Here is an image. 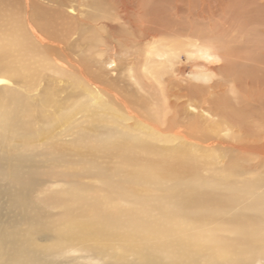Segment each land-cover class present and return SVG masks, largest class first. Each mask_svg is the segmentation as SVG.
I'll return each instance as SVG.
<instances>
[{
	"label": "rangeland",
	"instance_id": "374dc122",
	"mask_svg": "<svg viewBox=\"0 0 264 264\" xmlns=\"http://www.w3.org/2000/svg\"><path fill=\"white\" fill-rule=\"evenodd\" d=\"M121 1L103 0L102 3V0H0V34H4L5 31L15 26L13 16H17L16 19H18L17 21L20 24L21 22H26V26L29 20L35 25L40 36L46 39L47 45L41 48V50H37L40 51V55H46L45 58L48 57L47 62L49 65L54 66L53 61L58 59L67 64H70L72 61L79 69L84 66L85 70L82 69L85 71V74L87 76L90 75L89 77L93 81H96L98 86H101L108 92L118 93L120 96L126 98V100H129L133 110L139 117V120H141V132H139L140 130L138 132L134 131L137 133L133 134L134 132L131 131L134 130L133 128L126 131L123 127H118L116 124H113L111 127L106 122L101 121V117L97 119V116L92 120L83 111L73 115V111L75 110L73 107L68 112L69 116L67 115L68 117H66L67 120H70V115H72L73 121L80 118L77 120L80 121L78 146L75 148V144L69 145L68 143L70 139L74 138L73 135H66L64 137L63 133L60 137L58 135L55 137L54 141L57 143L63 139L56 148L59 149L63 145V150L68 155V159L67 162L56 164L57 169H54V171H76L75 173L86 194L92 193L94 195V198H92L93 203H91L94 206L92 205L91 208L94 207L98 208L99 211H104L106 214L104 218L111 216L113 218L112 221L115 220L129 231L131 229L135 230L137 223L144 237L151 235L156 236L155 240H159L161 233L167 229L169 230V235L171 234L172 223H174L172 217L174 216V211L172 210L177 209L178 206L174 205L173 209H168L167 202L174 203L172 198L176 201L178 200L177 202L181 201L186 204L187 208L184 212H187V215L193 216V219L188 220V222L195 228L206 229L216 226L217 223L226 228L243 224L264 237V207L261 208L260 206L258 216L243 214L241 222L234 220V213H240L243 208H247L253 202L248 195L254 193L255 190L260 191V193L264 191V161L257 155H264V0H218V8L215 9L213 7L209 9L207 12L208 17L204 18L205 20L187 17V9L180 13V16H173V3L171 2L175 1L168 0L172 6L166 4L167 7L165 5L155 7V11L160 12L161 20L158 18L154 22L151 21V17L157 15V13L152 14L150 12L147 14L146 12V7L152 0H126L141 5V7L139 5L136 6L137 11L141 13V21L140 19L138 20L141 23V28L139 27V31L135 30V33H133L134 31L130 24L120 15L121 5L124 0ZM192 5L194 9H199L201 6L200 0H193ZM194 5L198 6V8ZM71 6L74 7L72 12L70 10ZM116 6L119 8L117 7L114 10ZM110 7L114 8L111 9ZM164 8L165 10H163ZM162 10L163 12H161ZM101 11H104V13ZM211 11L213 12L212 14H210ZM191 18L193 21H190ZM139 22L135 21L134 24L140 25ZM97 23L100 24L98 25ZM142 23H152L151 25H159L164 28L173 26V28L177 27L184 31L192 30L196 34L207 35L210 41L213 40L218 43L219 54L217 55L219 56H216L212 61H207L190 53L180 54L179 61L175 63L176 67L174 66V68L180 72L178 77L182 76L181 78H185L189 82L187 80L183 81V90L178 91L179 94L176 96L172 95L171 100H174V105L170 108H173L174 112H169L171 119H168L166 123H162V119L157 115H153L152 112L154 110L147 103L152 98L145 95L146 91L150 89L148 86L145 87L144 84L143 87L141 86V63L145 56L144 49L147 47V43L143 40L142 35L149 28V26L147 27L146 24L143 25ZM72 25L75 26L73 27ZM83 34H85L86 38ZM90 36H92L91 39ZM71 38L72 40H70ZM58 40L68 45L66 47H69L70 51L66 47V50L56 47L53 42H59ZM104 40L107 42L106 45ZM114 40L117 43L120 41L119 43L129 44L128 47L130 49L117 45L114 43ZM37 42L35 40L30 41V44H28L29 42L26 43L30 46L33 43V45H37L35 48H40L41 43L38 40ZM73 42L74 44H72ZM98 43H100L99 47L96 45ZM71 44L83 47H76ZM88 44L90 46L93 44V47H89ZM111 45L114 46L111 48ZM74 47H76V51ZM78 47L83 50H80ZM35 48L30 49L32 52H35ZM112 49L114 50L112 51ZM92 51L96 52L93 54ZM115 51L118 58L122 61L119 62L117 58L118 66H113L115 69L106 71L107 67L108 69L112 68L106 64V61L111 58V54H116ZM26 52L32 53L30 50ZM80 52L82 53L80 54ZM119 52L121 56H119ZM125 53H131L132 55L129 56V60H135L133 71L131 70V72L128 70L130 68L125 64L128 58ZM58 54H63L64 56H58ZM68 55H72L74 60ZM94 58L95 60H93ZM42 59L45 60L44 57ZM6 60L8 59L5 53H0V70L2 68L0 74L3 71L6 72L3 68L16 67V64L7 65ZM76 65L74 69L69 68L70 74H68V71L57 73L56 70H52L51 68H40L30 78L29 75L25 78V81H28L30 85V91H25V83L19 82V85L15 86L18 89L16 94H18V91H22L29 98L32 96L38 97L40 93H49V98L57 102V105L62 109L71 108L82 102H90L91 104L93 101L87 95L85 80L80 79L82 75L79 74L80 70L76 68ZM97 67L98 70H96ZM101 68L103 69L101 70ZM198 70H206L213 75L211 79L205 82V88L199 90L195 89L192 85L193 82L198 83L194 79L195 76L193 74ZM133 72L138 75L140 82H135V78L131 76ZM73 73L74 75H72ZM99 73L100 76L102 75V78L99 77ZM78 79L80 81H76ZM174 83L175 81H170V86L175 87ZM105 92L101 93L105 101L112 99ZM149 92H152L154 98L160 94L156 89ZM165 92L168 94V91ZM1 99L2 102L0 104L8 100ZM199 101H206L204 105L211 107L212 110L204 112L205 118L189 115L191 120H195L191 124L185 118L187 116L186 113H197L200 107L194 108L193 105L200 106ZM43 110H47L48 112L53 109L46 107ZM178 110H182V113H178ZM75 113L77 112L75 111ZM206 117L220 124V139L223 141L224 148H229L228 151L226 150L229 155L226 154V156L224 150L217 149V147L208 151L207 149L209 148L200 150L208 152L214 160L211 159L209 161L207 157L200 156L199 160H197L199 157L196 159L197 165L194 164L196 162L193 159L195 156L189 158L184 156L182 159L179 157L180 159L176 160L175 158L169 159L163 157L165 147H168V145H170L169 147H175L181 143L188 142H185L186 139H184L185 141L176 140L174 143L168 144L161 140V137L157 136L155 132H151V126L156 125L159 127V131L162 130L164 131L163 134L167 135L170 129L176 128L172 124L179 120L177 126L184 128L186 133H188L189 128L197 129L200 126L202 130L206 129L210 131L215 124L207 122L208 124L203 125ZM131 121L133 122L134 120L132 119ZM194 124H199L200 126L196 127ZM116 129H118V133ZM51 131L53 134H56L54 128H51ZM197 133L200 134L199 131ZM212 134L214 135L215 133ZM127 135L133 141H136L135 138L137 140L141 138L145 141L144 143L141 142V144L148 148L144 149V146H141L139 149L134 144L128 145L126 149L122 148L119 144L120 137H126ZM105 142L112 144V146L110 145V150L104 152L99 150L93 152L90 150L91 146L101 148ZM196 144L197 146L199 145L198 142L194 143L195 146ZM237 144L241 146H236ZM198 149L202 148L199 147ZM235 149H238L240 152ZM251 152H255L258 158L255 154H251ZM189 153L192 154L191 151ZM228 163H235L234 165L238 166H233V169L229 171L230 165L228 166ZM234 167L236 171H233L235 170ZM86 168L90 171H87ZM136 172L141 174V176H148L149 178L140 180L135 175ZM50 176L45 185V188L48 187V194L50 196H57L59 192L61 193L62 190L70 187L68 179L58 174H51ZM120 176L122 177L120 178ZM192 178L196 180L208 179L207 181H217L218 187L211 189L198 186L200 184H197V187L191 186ZM171 185L174 187L172 192L169 191V186ZM247 190L249 193H244ZM187 196L192 197L193 200H188ZM155 199L161 201L162 208L158 209L155 207ZM260 202H263L262 205H264V194H261ZM217 211L219 212V216L214 217L213 214ZM154 249L158 250L159 253V248L155 246ZM237 253L238 250L236 249L233 251L232 256H236Z\"/></svg>",
	"mask_w": 264,
	"mask_h": 264
},
{
	"label": "bare ground",
	"instance_id": "6f19581e",
	"mask_svg": "<svg viewBox=\"0 0 264 264\" xmlns=\"http://www.w3.org/2000/svg\"><path fill=\"white\" fill-rule=\"evenodd\" d=\"M174 1L175 2H171L173 6L168 0H152L147 7L145 6L147 14L150 12H152V14L157 13V15L150 16L152 18L151 21L154 22L158 18L161 20L160 12L155 11V7H159L160 5L166 6V4H170L173 8V16H180V13L187 9V17H196L197 19L207 18L209 9L213 7L215 9L218 8V0H200L201 6L199 9H194L192 7L193 0ZM137 5L139 4L124 0L120 10V15L130 24L134 31L133 33L141 26V23L138 21L139 19L141 21V13L136 9ZM139 6L141 7V5ZM117 7L118 6L115 8L113 7L114 10ZM110 8L113 9L112 7ZM196 8H198V6ZM73 9L74 7L71 6V12ZM163 10H165V8ZM163 10L161 12H163ZM101 12L104 13V11ZM212 13L211 11L210 14ZM106 16L108 15L106 14ZM16 18L17 16H13V22L15 24H12L15 26L5 31L4 34H0V53H5L7 56V65L16 64V67L3 68L6 72L3 71V73L0 74V103L2 102L1 98L8 99L0 104V264H264V237L258 234L257 231H252L243 224L226 228L217 223L216 226H211L206 229L195 228L188 222V220L193 219V216L187 215V212H184L187 208L186 204L181 201L177 202L178 200L176 201L173 198L172 200L174 203H170V201L167 202L169 206L168 209H173L174 205H178L177 209L175 208L172 210L174 211V216H171L173 217L174 223H172L171 234L169 235L168 229L164 230L159 240H155L156 236L149 235L148 237H144L137 223L135 225V230L131 229L129 231L125 226L122 227V225L115 220L112 221L113 218L111 216L104 218V216H106L104 211H99L98 208L94 207L91 208L92 205L94 206V204H91L93 203L92 198H94V195L92 193L86 194L84 187L79 182L80 180L75 173L76 171H54V169H57L55 166L56 164L67 162L68 159V155L65 154L63 150V145L59 149L56 148L63 139L59 140L60 142L57 143L54 141L56 139L55 137H57V135L60 137L63 133L64 137L66 135H73L74 138L70 139L68 143L69 145L75 144V148L78 146L79 142L80 121L77 120L80 118L73 121V116L70 115L71 119L67 120L69 116L68 112L74 107L75 110L73 111V115L83 111L88 117L92 118V120L98 116L97 119L101 117V121L106 122L111 127L113 124H116L118 127H123L126 131L133 128L134 130H131L132 132H138L139 130V132H141V120H139L129 100H126V98L120 96L118 93L108 92L101 86H98L96 81H93L92 78L89 77L90 75L87 76L85 74L84 66V68L80 67L79 69L71 60L70 64H67L58 59L54 60L55 62L53 61L54 66L49 65L47 62L48 57L45 58L46 55H40V51L37 50H41V48L47 45V42H45L46 39L40 36L37 28L32 22L28 20L26 26V22H21L20 24ZM94 21L96 23L95 19ZM135 21L139 22L140 25L134 24ZM190 21H193L192 18ZM152 23H142L143 25L146 24L147 27L149 26V28L145 30L142 35L143 40L147 43V47L144 49L145 56L141 63L140 79L141 86L143 87L144 84L145 87L148 86L150 89L146 91L145 88L144 90L146 91L145 95L151 96L152 98L151 100L149 99L147 103L153 108V115H157L163 120L162 123H166L168 119H171L169 112H174V109L170 108L174 105V100H171V97L172 95L176 96L179 94L178 91L180 92L183 90V81L187 80L181 78L182 76L178 77L180 72L174 68L175 63L179 61L180 54L190 53L207 61H212L216 56H219L217 55L219 54V48L218 43L213 40L210 41L207 35L200 33L196 34L192 30L184 31L177 27L176 29L173 28V26L164 28L159 25H151ZM97 24L99 25L100 23ZM106 28L108 27L106 26ZM84 35L85 34H83V36ZM91 37L92 36H90V39ZM72 38L70 40H72ZM35 40L41 43V46H39L40 48H35L37 45H33V43V46L28 45L30 41L32 42ZM82 40L84 41V39ZM58 41L59 42H52L61 50H64L65 47L68 46L60 42V40ZM104 41L106 45L107 42L106 40ZM26 42L29 43L27 44ZM119 42L117 43V41H115L114 43L125 49H130L128 47L129 44ZM72 44H74V42ZM76 44L72 46H81ZM99 44L100 43L96 45L98 46ZM82 45H84V43H82ZM88 45L89 47L92 46H90V44ZM108 45L110 46V44ZM113 46L111 45V48ZM76 47H74V50ZM82 47L83 46H81V48ZM30 48H35V52H32ZM81 48L79 49L83 50ZM67 49H69V47ZM27 50H30L32 53L26 52ZM113 50L114 49H112V51ZM95 52H93V54ZM81 53L82 52H80V54ZM60 55L58 54V56ZM125 55L128 57L125 64L130 68L128 70L131 72L135 60H129V56L132 55L131 53H125ZM41 56L44 57L45 60H43ZM70 56L72 57V55ZM119 56H121L120 52ZM117 58V52L116 54H111V58L106 61V64L112 68L108 69L107 67L106 71L113 70L115 66H118ZM89 60L91 61V59ZM93 60H95V58ZM118 60L119 62L122 61L120 58H118ZM75 65L76 68L80 70L79 74L82 75L83 79L81 77L80 79L85 80L87 95H89L93 101L91 104L90 102H82L71 108L62 109L57 105V102L49 98V93H40L38 97L32 96L29 98H27L22 91H18V94H16L18 90L16 87L19 85V82L25 83V91H30V85L28 81H25V78H27V75H29L30 78L31 75H34L40 68H51L52 70H56L57 73H62L68 71L69 68L74 69ZM102 69L103 68H101V70ZM96 70H98V67ZM69 71L68 74H70ZM75 73L77 74V72ZM193 74L195 76L194 79H196L198 83L193 82L192 85L197 90L205 88V82L213 76L212 73L206 70H198ZM72 75H74V73ZM101 76L99 73V77ZM131 76L135 78V82H140L138 75L134 72ZM80 79L76 81H80ZM170 81H175L173 84L175 87L170 86ZM187 81L189 82V80ZM75 85L77 86V84ZM83 88L85 87L83 86ZM177 88L179 89L177 90ZM155 89L160 92V94L154 98L152 92L149 91H154ZM164 90L168 91V94ZM102 92L111 96L112 99L105 101L101 95ZM201 102L200 106L196 104L193 105L194 108H202L201 110L198 109L197 113H186L187 116L185 118L188 119L189 123L192 124L195 121L191 120L189 115L205 118L204 112L212 110L211 107L204 105L206 101L203 103ZM46 107H50L53 110L48 112V109L43 110ZM75 111L77 113H75ZM178 113L181 114L182 110H178ZM172 116L176 117L175 115ZM208 118L209 117H206V122L204 121L203 125L213 122L215 126L211 128L210 131L206 129L202 130L199 124H194V126L200 127L197 129L189 128L188 133H186L184 128L177 126L179 120L172 124L175 125L176 128L170 129L167 135L163 134L164 131H159V127L156 125L151 126V132H155L157 136L161 137V140L168 144H172L176 140L184 139H186V141L184 140L185 142H188L181 143L175 147H169L170 145H168V147H165V154L163 157L169 159L175 158L176 160L182 159L184 156L187 158L195 156L193 159L196 160L199 157L197 159L199 160L200 156H204L210 161L213 157L208 152L200 150L209 148L207 149L208 151L216 147L217 149H223L225 155L228 154L227 151L229 148H224L222 144L223 141L220 139V124ZM132 119L134 120L133 122L131 121ZM51 128L56 130V134H53ZM197 131H199L200 134H198ZM116 132L118 133V129H116ZM212 133L215 134L213 135ZM135 139L136 141L130 140L129 135L120 137L119 144L125 149L130 144H134V146L139 147V149L141 146H144L141 142L144 143L145 141L141 138H139V140H137V138ZM196 142L199 143L198 146L197 144L196 146L194 145ZM110 145L112 146L111 143L105 142L101 148L91 146L90 150L93 152H97V150L104 152L111 149ZM236 146L241 145L237 144ZM199 147L202 149H198ZM143 148L145 149L148 147L144 146ZM188 150L191 151L192 154H190ZM236 151H238V149ZM251 154H255V152H251ZM257 155L264 161V155ZM197 160L194 164L197 163ZM234 164L235 163H228V166L230 165L228 168L229 171L233 169L232 167L235 166ZM235 167L233 171H236ZM86 170L90 171L88 168H86ZM138 172H136L135 175L138 176L140 180L149 178L148 176H141ZM51 174H58L68 179L70 187L62 190V194L59 192L57 196H50L48 194V187L45 188V185L48 178L51 177ZM121 177L122 176H120V178ZM207 180L208 179L196 180L192 178L190 184L194 187L200 184L198 186L211 189H216L218 187L217 181ZM169 187V191L172 192L174 187L172 185ZM244 193H249V191L247 190V192ZM261 194H264V191L260 193V191L255 190L254 193L248 195L253 202L248 205L247 208H243L240 213H234V220L241 222L243 220L241 218L243 214L258 216L260 206L261 208L264 207V205H262L263 202H260ZM186 198L190 201L193 200L190 196ZM155 203L154 205L156 208H162V203L159 199H155ZM213 216L218 217L219 212L217 211ZM132 234L134 235L131 236ZM155 246L159 248V253L158 250L154 249ZM236 249L238 250L237 255L232 256L233 251Z\"/></svg>",
	"mask_w": 264,
	"mask_h": 264
}]
</instances>
